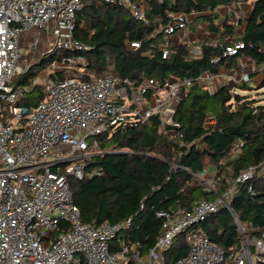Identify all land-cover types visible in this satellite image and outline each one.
<instances>
[{"label": "built area", "instance_id": "built-area-1", "mask_svg": "<svg viewBox=\"0 0 264 264\" xmlns=\"http://www.w3.org/2000/svg\"><path fill=\"white\" fill-rule=\"evenodd\" d=\"M96 1L123 7L134 19L149 23L140 0ZM81 7L82 0H0V264H165L166 252L180 235L187 251L174 264L264 263V230L240 221L230 204L238 184L264 177V159L233 176L218 168L195 174L193 183L212 191L215 198L196 200L190 209L177 205L155 210L160 231L144 253L138 243L131 250L122 240L116 250L110 247L114 236L128 228L130 218L116 224L82 221L69 179L86 175L85 160L94 154L96 136L126 124L147 123L153 115L158 116L163 134H174L167 126L178 127L173 114L192 83L210 91L217 74L204 72L194 80L173 76L160 83L148 78L138 86L110 68L90 74L85 56L67 54L87 48L73 37ZM198 13L166 11L169 20L155 30L161 34L157 48L162 58L170 55L173 37L187 39V25ZM49 31L55 36L47 48H23L24 36L32 46ZM127 43L135 49L141 41ZM208 43L218 45L217 40ZM242 47L243 41L237 39L211 61L233 56ZM188 49L200 52L199 46ZM37 63L57 78L49 80L42 98L29 106L24 91L33 84L17 80ZM148 91L151 102L145 97ZM195 145H200L198 140ZM241 146L236 140L228 158ZM92 174H99V169L88 173ZM248 191L252 192L251 185ZM220 208L231 214L238 231L239 241L228 252L196 228Z\"/></svg>", "mask_w": 264, "mask_h": 264}, {"label": "trees", "instance_id": "trees-1", "mask_svg": "<svg viewBox=\"0 0 264 264\" xmlns=\"http://www.w3.org/2000/svg\"><path fill=\"white\" fill-rule=\"evenodd\" d=\"M241 1L140 0L149 19L145 24L118 5L82 0V7L75 15L73 37L87 48L67 51V54L85 56L90 74L110 68L133 81L134 86L148 78H155L158 83L173 76L194 80L204 72L217 73L224 64L235 66L233 58L244 52L254 61L255 75H262L258 87L244 81L209 91L193 82L173 114L172 121L178 123V127L167 126L174 134H163L158 116L153 115L147 123L126 124L96 136L94 154L85 160L86 175L82 179L70 178L69 183L83 222L100 224L106 220L116 224L130 218L128 228L110 241L112 250H116L118 240H122L131 250L138 243L144 253L154 245L160 231V219L155 216V210L177 205L190 209L196 200L214 199L212 191L193 183L195 174L214 166L225 175L233 176L264 159V103L249 92L241 93L264 86V0H255L252 5L238 38L243 41L238 53L211 61L224 45L236 39L234 25L226 18L219 24L214 22L216 9ZM168 10H194L200 14L209 10L210 14L202 16L216 33L218 45L214 47L203 40L198 44L200 52L196 55L182 43L172 44L168 46L170 55L162 58L157 48L161 34L155 30L169 20ZM134 39L141 41L135 49L127 43ZM41 66L35 64L17 82L31 83L32 75ZM48 78L55 80L57 76L49 73ZM34 88L35 85L25 90V94ZM41 91L35 101L24 95V103L35 105L42 98ZM150 93L148 91L145 97ZM197 140L199 146L195 145ZM236 140L242 142L240 151L228 158ZM174 162L180 166L173 167ZM94 168L99 169V174L89 176ZM250 185L252 192L248 191ZM230 204L240 221L264 230V177L238 184ZM196 228L227 252L239 241L236 225L225 208L200 221ZM186 251L180 235L166 252L165 264H174Z\"/></svg>", "mask_w": 264, "mask_h": 264}, {"label": "crops", "instance_id": "crops-1", "mask_svg": "<svg viewBox=\"0 0 264 264\" xmlns=\"http://www.w3.org/2000/svg\"><path fill=\"white\" fill-rule=\"evenodd\" d=\"M254 1L255 0H243L241 2L228 3V4L221 5V6L217 7V9H216L217 16H215L214 22L216 24H219V22H221L222 20H224L226 18L229 23H232L234 25L235 34L233 37L236 38L235 40H237L243 32L244 25L246 23V20H247L248 15L251 11V8H252ZM200 13L194 15V17H191V20L188 24L198 23V18H205L204 16H202V14L206 15V14H210L211 12L210 11L209 12L204 11V12H202V14H200ZM200 27L201 26L198 25V27H197L198 31H197V33H195L194 39L189 38V30L187 28V30H188L187 39L184 40V39H182V37H179V36L173 37V43L174 44L182 43L186 47L191 48L193 46H198V44L200 42H202L203 40L204 41L218 40L216 33H213L210 30V28L208 26V21H207L206 25L204 27H202L205 30L200 29ZM31 31L32 30H30L29 32H31ZM49 32H47L48 38L50 36ZM227 39H229V38H227ZM22 46L24 49H32L31 45L29 43V40L25 36L22 40ZM45 47H46V45L40 46L39 49H45ZM188 50H190V49H188ZM238 56L240 57L238 60H236V58H235L236 56L233 58V64L235 66L228 67V66H225V64H224L219 68L218 72L215 73L217 75L214 77L213 82L210 85V91H214L215 89H217L218 87H220L221 85H224V84H230V83L242 84L244 81L247 82V80L250 79L251 74L255 75L254 72L256 70V66H255L252 58L244 52H240L238 54ZM246 69H247V71H246ZM234 76L238 77V79L241 78V80L235 82V80H233ZM259 76H261L260 73L256 74L257 78H259ZM244 91H241V93H244ZM246 93H248V92H246ZM147 99L149 102H151L153 100V98L149 97V95H148ZM206 170H207L208 174L212 173V170H210V168H207Z\"/></svg>", "mask_w": 264, "mask_h": 264}, {"label": "rangeland", "instance_id": "rangeland-1", "mask_svg": "<svg viewBox=\"0 0 264 264\" xmlns=\"http://www.w3.org/2000/svg\"><path fill=\"white\" fill-rule=\"evenodd\" d=\"M192 17H194V15H192ZM206 23H207V19L198 18V23L188 24L187 28L189 30V38L194 39L195 33H197V31H198L197 30L198 25H200L201 27H204L206 25ZM50 26H52V23ZM49 34H50V36L48 38L47 34L43 33L38 38L37 43L32 45L31 48L32 49H39L40 46H45V45H46L45 48H47V46L51 45V43L53 42L52 38H53V36H55V34L52 33V31H50ZM28 36H32V31L29 32ZM235 58H236V60H238L240 57L238 55H236ZM246 71H247V69H246ZM48 74H49V72H45V73L43 72V68L41 66L39 68V70L35 74L32 75V84L35 85V88L32 91H30V93H26L25 96L31 97V99L35 101V98L38 95L39 90L45 88L47 86V83L49 82L50 78H48ZM261 80H262V75L259 76V78H257L256 75L251 74L250 79L247 80V83L251 87H256V86L258 87ZM24 85L26 86V84H24ZM256 90H257V92L255 93ZM245 91L251 93L253 96H256L261 102L264 103V86L261 88L252 89L250 91H248V90H245ZM245 91H244V93H246ZM230 105H232V103H230ZM209 121H210V119H208V122ZM209 168H210V170L213 171L216 167L209 166Z\"/></svg>", "mask_w": 264, "mask_h": 264}, {"label": "water", "instance_id": "water-1", "mask_svg": "<svg viewBox=\"0 0 264 264\" xmlns=\"http://www.w3.org/2000/svg\"><path fill=\"white\" fill-rule=\"evenodd\" d=\"M41 63V62H40ZM231 105L229 104V107H230Z\"/></svg>", "mask_w": 264, "mask_h": 264}]
</instances>
